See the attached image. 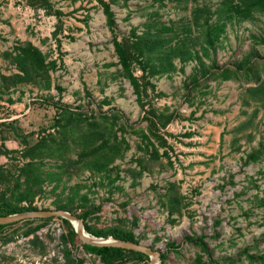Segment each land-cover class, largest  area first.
I'll list each match as a JSON object with an SVG mask.
<instances>
[{"label":"rangeland","instance_id":"374dc122","mask_svg":"<svg viewBox=\"0 0 264 264\" xmlns=\"http://www.w3.org/2000/svg\"><path fill=\"white\" fill-rule=\"evenodd\" d=\"M104 1L112 25L99 0H0V204L66 202L158 264H264V12L225 20L208 45L202 20L222 0ZM131 28L161 36V69L130 62L142 105L112 46ZM27 46L44 66L19 79ZM5 224L0 264H104L58 216Z\"/></svg>","mask_w":264,"mask_h":264},{"label":"trees","instance_id":"16d2710c","mask_svg":"<svg viewBox=\"0 0 264 264\" xmlns=\"http://www.w3.org/2000/svg\"><path fill=\"white\" fill-rule=\"evenodd\" d=\"M101 3V9L102 12L105 15L106 23L108 25H112L114 22L113 13L110 9L108 1L99 0ZM222 5L226 6V12L223 13L222 10H215V20L208 21L207 18H204L202 20L201 30L203 29V39H205V43L210 45L213 40L217 37V34L219 31H221L220 27L225 23V20L230 19L234 16H244L248 15L251 10L256 9L260 10L261 12H264V0H222ZM162 25V24H161ZM164 28H167V26H162ZM148 30V27L146 28ZM144 35L137 34L133 28H131L130 32L126 36H121L119 39L113 38L112 40V46L113 51L117 58V63L120 66L121 72L126 78L128 79L129 83L132 86L133 92L135 93V98L137 102H139L141 105L143 104L141 101V90L143 86H141L138 77L134 75L130 68V62L132 59H135L136 57H141L142 68H144L145 63L151 64V72L161 69L160 67L163 64H156L153 62H149V59L152 57L151 54H149L151 51H153L154 46L159 47L161 36H159L156 32H154L151 36V38H148L146 40H142ZM141 40L143 42H141ZM177 48V47H174ZM179 48V47H178ZM172 49V48H171ZM186 49V48H184ZM27 51L23 52L22 55H20L19 59L21 61V69L24 71V76H20L19 79H27L32 74H36L39 72L40 69L43 68V62H42V54L40 51L32 46H27ZM168 55V54H167ZM171 63V62H167ZM145 81H148L145 79ZM147 110H144L145 117H147V113L150 114L149 121L154 125V127L157 125L156 121L159 120V115L155 114L153 108L149 106L146 108ZM147 111V112H146ZM153 116H156V120L153 119ZM164 122L161 121L162 124ZM38 144L34 145L33 147H37ZM99 145H96L94 151H92V154L95 152H99ZM103 157V156H102ZM88 163V167L96 166V167H103L107 161L104 162L103 158H89L86 160ZM28 164H31V162H27ZM36 168H33V171L35 172L33 174V179H38L39 175L36 172ZM52 204L55 208H63L65 210H68L69 212L74 214L73 209L69 204L62 203L58 199L53 200ZM37 207L31 206V205H19V206H9L7 204H0V214H6L9 212L14 211H21V210H27V209H36ZM78 217L82 219L83 228L92 233L93 235H111L114 237L122 238V239H128L132 241H137V239L134 237V235L128 231V230H120L117 228H109L107 231L100 230V229H91L89 226L84 222L85 213L79 212L76 214ZM60 219L66 224L67 226V233L69 237H71L74 234L73 227L71 226L70 222L60 217ZM6 224L0 223V229L4 227ZM81 245L86 248L88 251H91L93 253H96L100 260L104 264H113V262L117 260H121L124 258H133L138 262H143L147 260L148 256L147 254L138 251V250H132L127 248H122L118 246H111V245H92L89 243H81ZM162 253L159 254V259H162ZM160 264V263H159Z\"/></svg>","mask_w":264,"mask_h":264},{"label":"water","instance_id":"95a60500","mask_svg":"<svg viewBox=\"0 0 264 264\" xmlns=\"http://www.w3.org/2000/svg\"><path fill=\"white\" fill-rule=\"evenodd\" d=\"M52 215L67 219L71 223L73 230L75 231L81 243H89L92 245H99V246L111 245V246H118L122 248L132 249V250H138L147 254L148 256L147 260L141 262L140 264H158L159 251L150 248L148 245L143 244L139 241L122 239L111 235L96 236L89 233L90 237H88L82 234V232L84 231L82 219L76 216L75 214L69 212L68 210L62 208H36V209H27V210L9 212L6 214H0V223L4 224L25 218L45 217ZM73 220L76 221L75 225L72 223Z\"/></svg>","mask_w":264,"mask_h":264},{"label":"bare ground","instance_id":"6f19581e","mask_svg":"<svg viewBox=\"0 0 264 264\" xmlns=\"http://www.w3.org/2000/svg\"><path fill=\"white\" fill-rule=\"evenodd\" d=\"M72 223L75 225V224H76V221H75V220H73V221H72ZM82 234H84V235H86V236L90 237V234H89V233H87L85 230L82 232Z\"/></svg>","mask_w":264,"mask_h":264}]
</instances>
